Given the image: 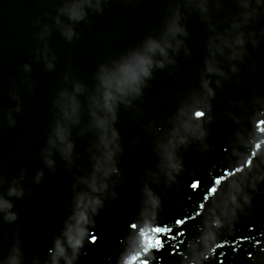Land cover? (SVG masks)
Wrapping results in <instances>:
<instances>
[{
    "label": "clouds",
    "instance_id": "obj_1",
    "mask_svg": "<svg viewBox=\"0 0 264 264\" xmlns=\"http://www.w3.org/2000/svg\"><path fill=\"white\" fill-rule=\"evenodd\" d=\"M250 4L251 0H246L244 7L248 8ZM255 4L256 8L243 13L245 19L258 11L264 0H255ZM200 8L202 12L208 11L207 0H201ZM72 16L74 19H82L84 12L81 9H73ZM179 21L180 17L177 14L169 24L168 33L172 37L177 34L188 36V31ZM208 27L215 32L214 24L209 23ZM233 27L239 25L234 22ZM74 34L71 27L63 31V35L69 41ZM244 44L243 32L236 34L234 42L221 34L209 36L208 55L204 58L199 88L193 89L190 98L176 107L174 114L168 118L170 127L162 131L154 145V150L159 156L157 167L164 174L166 186L178 184L179 175L186 171L184 157L179 153V148L188 149L193 142H196L199 152L207 153L212 150L213 146L207 139L210 134L207 125L214 120L212 100L216 97V89L223 88L222 81L216 79L213 82L212 75L228 78V73L219 65L216 53L223 54L224 47H228L231 49L228 57L230 60H243L247 51L243 47ZM253 44H256L255 40ZM182 46L185 54L191 55L190 49L183 40L177 39L173 44L167 39L160 41L149 37L144 45L145 51L134 53L129 60L119 66L117 71L105 74L102 78V90L98 95L89 98L87 123L82 124V105L78 98L66 90L60 92L63 98L61 115L55 120L46 145L41 149L43 163L50 171L55 172L57 166L55 157L59 154L69 170L76 165L78 154H75V141L72 139L71 129L72 125H80L79 135L83 136L86 132L94 135L87 149L90 169L87 171L81 169L75 174L70 211L62 221V228L53 237L43 260L36 256L31 264H77L86 241L91 244L99 242V236L94 234L93 230L95 217L105 207L107 198H116L115 186L122 176L118 156L123 152V146L120 132L116 127L119 108L121 105L125 108L134 107V101L144 95L148 81L153 78V68L164 69L166 64H176L177 61L169 55L168 49L178 52ZM156 52L159 53V59H154L153 54ZM40 56L43 57L48 70L55 68L53 63L55 56L49 59V49L46 45L41 49ZM23 67L25 71H31L29 64L25 63ZM230 71L238 72L237 66L231 64ZM74 89L76 92L80 91L81 85L78 81L74 84ZM12 95L18 101L15 111L20 112L19 97L15 93ZM254 101L258 104L259 97H255ZM230 103L244 106L243 101H230ZM227 115L237 125L226 149L227 167L223 169V174H215L213 168L208 169L212 183L203 200L198 203V210L192 217L185 216L175 221L176 226L182 227L186 221L200 217V223L196 226V235L187 238L185 249L180 251L179 264H206V261L215 256L217 249L228 244V240L220 239L221 235L232 234L240 216L251 213L254 193L259 191V185L264 183V107L253 108L247 116V125L241 122V115L233 112ZM8 120L10 125H15L16 121L12 117L11 109L8 111ZM156 127L160 131L165 125L160 124ZM135 142L139 143V140ZM77 167L79 168V165ZM25 171L26 169H22L20 176L8 183L6 192L0 191V218L3 222L11 224L18 219L11 198L24 196L25 188L22 181ZM147 171L150 175L156 176L158 183L159 175L151 169ZM44 176V170L39 169L33 179L39 183ZM4 183L5 178L0 175V186ZM200 186L199 180L193 181L190 185L193 190H197ZM140 193L138 212L129 223L127 233L121 237V250L115 261L108 257L110 264H153L154 260H159L155 253L165 247L163 237L172 232V228L168 225L158 223L162 198L153 189L152 184L143 181ZM177 236L187 237L186 230L177 233ZM169 239L175 237L169 235ZM256 244L259 245L260 241H256ZM261 252H264V247L261 248ZM248 256L255 261V264H264V255H253L250 252ZM23 261L21 241L17 236L9 254L0 256V264H23Z\"/></svg>",
    "mask_w": 264,
    "mask_h": 264
},
{
    "label": "water",
    "instance_id": "obj_2",
    "mask_svg": "<svg viewBox=\"0 0 264 264\" xmlns=\"http://www.w3.org/2000/svg\"><path fill=\"white\" fill-rule=\"evenodd\" d=\"M73 9L83 10V18L74 19ZM68 27L75 33L71 41L63 35ZM45 45L49 59L55 56L53 70L46 68L40 56ZM127 60L109 0H0V175L5 178L0 191L6 192L8 183L26 169L22 181L24 196L11 198L18 219L9 224L0 218V256L9 254L19 236L23 264H31L36 256L42 261L70 211L75 174L90 169L87 149L94 135H79L80 125H72L71 129L78 154L76 165L69 170L59 154L55 157V172L43 163L41 149L61 115L60 92L66 90L78 98L82 124L87 123L89 98L102 90L105 74L117 71ZM25 63L31 71L24 70ZM77 81L81 85L79 92L74 89ZM12 93L19 97L20 112L15 111L18 101ZM10 109L14 126L8 120ZM116 127L123 146L118 156L122 176L115 186L117 196L105 200L93 226L99 242L86 241L77 264H110L108 257L115 261L121 250V237L138 212L143 181L160 194L158 223L171 227L169 235L175 237H163L165 247L155 253L159 260L153 264H179L180 251L191 236L186 224L175 225L183 216L172 188L165 185L164 174L157 167L159 156L141 98L134 101V107L120 106ZM39 169L44 170L45 176L36 183L33 178ZM148 169L159 175L158 183ZM183 230L187 237L177 236Z\"/></svg>",
    "mask_w": 264,
    "mask_h": 264
}]
</instances>
